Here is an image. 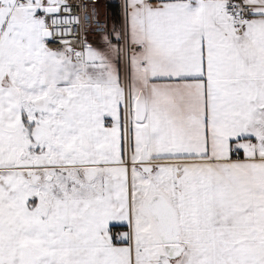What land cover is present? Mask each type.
I'll return each mask as SVG.
<instances>
[{
    "label": "snow or ice",
    "instance_id": "6c2138e0",
    "mask_svg": "<svg viewBox=\"0 0 264 264\" xmlns=\"http://www.w3.org/2000/svg\"><path fill=\"white\" fill-rule=\"evenodd\" d=\"M83 7L0 0V264H264V0Z\"/></svg>",
    "mask_w": 264,
    "mask_h": 264
},
{
    "label": "built area",
    "instance_id": "2783aa9c",
    "mask_svg": "<svg viewBox=\"0 0 264 264\" xmlns=\"http://www.w3.org/2000/svg\"><path fill=\"white\" fill-rule=\"evenodd\" d=\"M120 0H83L84 7L80 9L81 12H88L91 5H95L98 11V18L101 20L107 19L108 23L113 17V10L117 9L119 12ZM76 10L74 9V12ZM87 27V26H86ZM95 34L88 33V38L93 37Z\"/></svg>",
    "mask_w": 264,
    "mask_h": 264
},
{
    "label": "trees",
    "instance_id": "16d2710c",
    "mask_svg": "<svg viewBox=\"0 0 264 264\" xmlns=\"http://www.w3.org/2000/svg\"><path fill=\"white\" fill-rule=\"evenodd\" d=\"M117 13H118V10L117 9L113 10V16H116Z\"/></svg>",
    "mask_w": 264,
    "mask_h": 264
},
{
    "label": "rangeland",
    "instance_id": "374dc122",
    "mask_svg": "<svg viewBox=\"0 0 264 264\" xmlns=\"http://www.w3.org/2000/svg\"><path fill=\"white\" fill-rule=\"evenodd\" d=\"M114 18H115V16L112 17V19H111V21L109 22V24L112 23V20H113ZM94 37H96V36H93V38H94ZM88 39H89V40H92V39H90V38H88Z\"/></svg>",
    "mask_w": 264,
    "mask_h": 264
},
{
    "label": "crops",
    "instance_id": "0c3cea01",
    "mask_svg": "<svg viewBox=\"0 0 264 264\" xmlns=\"http://www.w3.org/2000/svg\"><path fill=\"white\" fill-rule=\"evenodd\" d=\"M89 38H90V39H92V40H90V41H93V40H95V39H96V37H94V38H93V37H89Z\"/></svg>",
    "mask_w": 264,
    "mask_h": 264
}]
</instances>
